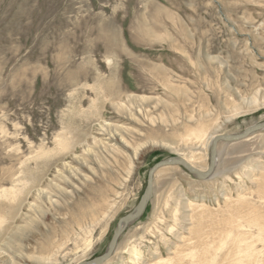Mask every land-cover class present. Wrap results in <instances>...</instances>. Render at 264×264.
Segmentation results:
<instances>
[{
    "label": "rangeland",
    "instance_id": "obj_1",
    "mask_svg": "<svg viewBox=\"0 0 264 264\" xmlns=\"http://www.w3.org/2000/svg\"><path fill=\"white\" fill-rule=\"evenodd\" d=\"M263 102L264 0H0V264L99 256ZM216 148L103 264H264V129Z\"/></svg>",
    "mask_w": 264,
    "mask_h": 264
},
{
    "label": "water",
    "instance_id": "obj_2",
    "mask_svg": "<svg viewBox=\"0 0 264 264\" xmlns=\"http://www.w3.org/2000/svg\"><path fill=\"white\" fill-rule=\"evenodd\" d=\"M264 127V121L262 123L255 122L252 123L250 126L246 127L243 131L237 133V134H226V135H218L215 136L210 144L209 147V163H208V168L206 171H200L199 169L193 167L192 165L188 164L187 162L181 160V157L179 156H174V157H169L166 159H163L157 163H155L152 167L149 168L148 173H147V178H146V186L144 189V192L137 204V206L129 213L123 215L122 217L119 218L117 221V224L113 230L112 236L110 238V241L108 242L106 250L99 256H96L90 260L87 261H80L77 264H103L106 260H108L115 248L116 242L120 236V233L123 229L122 223L123 222H129V221H134L136 220L141 213L143 212L147 199L150 195L151 189H152V176L155 173V171L163 166L166 165H178L182 166L183 168L186 169L189 173H191L193 176H197L200 179H207L209 178V175L214 167L215 159H216V145L220 140H225V141H236L240 140L244 137H246L251 131L260 129Z\"/></svg>",
    "mask_w": 264,
    "mask_h": 264
},
{
    "label": "bare ground",
    "instance_id": "obj_3",
    "mask_svg": "<svg viewBox=\"0 0 264 264\" xmlns=\"http://www.w3.org/2000/svg\"><path fill=\"white\" fill-rule=\"evenodd\" d=\"M263 104H264V102H263ZM259 105V103H258V100L256 99V98H251V99H248L247 101H246V103H245V108L243 109L241 106H235L234 108H233V112H232V115H237V114H241V113H246L247 111H250V110H252V109H254L256 106H258ZM263 122V121H262ZM262 122H259V123H262ZM250 126V125H249ZM248 127V126H247ZM261 129H264V127H262V128H260V129H256V130H253V131H251L246 137H244V138H242V139H245V138H247L248 136H250V134H252V133H254V132H256V131H258V130H261ZM244 130V129H243ZM242 130V131H243ZM239 133V132H238ZM226 134H228V133H216V134H214L212 137H211V139H210V143H209V147H210V144H211V142H212V140H213V138L215 137V136H218V135H226ZM231 134V133H230ZM232 134H237V133H232ZM242 139H240V140H242ZM220 141H225V140H220ZM236 141H239V140H236ZM233 142V141H232ZM218 144V143H217ZM216 147H217V145H216ZM179 157H181V160H183V161H185V162H187L188 164H190V165H192L193 167H195L192 163H191V161H190V159H188L187 157H182V156H179ZM216 160H217V148H216V159H215V163H214V167H213V169H212V171H211V173H210V175H209V177L212 175V172H213V170H214V168H215V165H216ZM209 163V162H208ZM166 166H170V165H166ZM164 167V166H163ZM195 168H197V167H195ZM207 168H208V166L206 167V169H200V168H197V169H199L200 171H206L207 170ZM158 170V169H157ZM156 170V171H157ZM155 171V172H156ZM155 174V173H154ZM154 174H153V176H152V189H153V179H154ZM197 177V176H196ZM152 189H151V192H150V195H149V197H148V199H147V202H148V200H149V198H150V196H151V194H152ZM8 198V197H7ZM11 198L12 199H14L15 198V195L14 194H11ZM11 198H9L8 200H12ZM147 202H146V204H147ZM6 220V217H5V215L4 214H2L1 212H0V227L3 225V223H4V221ZM130 222H132V221H127V222H123L122 223V227H123V229H124V227L128 224V223H130ZM122 229V230H123ZM122 232V231H121ZM121 234V233H120ZM120 237V236H119ZM119 239V238H118ZM14 241V240H13ZM117 242H118V240H117ZM117 242H116V244H117ZM10 247H14V249H16V245H15V242H13V243H9L8 244ZM115 247H116V245H115ZM114 250H115V248H114ZM114 252V251H113ZM113 254V253H112ZM2 255V252L0 251V256ZM101 255V254H100ZM8 257L10 258V260L11 261H13V259L11 258V255H8ZM88 260H90V259H88ZM0 261H1V259H0ZM80 261H87V260H78L76 263H74V264H77L78 262H80ZM107 261V260H106ZM105 261V262H106ZM11 264H14V261L11 263Z\"/></svg>",
    "mask_w": 264,
    "mask_h": 264
}]
</instances>
